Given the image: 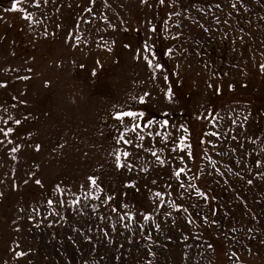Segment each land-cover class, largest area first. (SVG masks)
Instances as JSON below:
<instances>
[{
  "label": "rangeland",
  "instance_id": "374dc122",
  "mask_svg": "<svg viewBox=\"0 0 264 264\" xmlns=\"http://www.w3.org/2000/svg\"><path fill=\"white\" fill-rule=\"evenodd\" d=\"M15 2L0 0V264H264V0ZM185 136L192 159L171 151Z\"/></svg>",
  "mask_w": 264,
  "mask_h": 264
},
{
  "label": "snow or ice",
  "instance_id": "6c2138e0",
  "mask_svg": "<svg viewBox=\"0 0 264 264\" xmlns=\"http://www.w3.org/2000/svg\"><path fill=\"white\" fill-rule=\"evenodd\" d=\"M22 2V0H16L15 3H13L12 5V8L10 9L11 11H23V9H20L18 8V5ZM92 3H95V0H91ZM45 3H47V0H45ZM160 3L163 4L165 3V0H160ZM36 6L39 7V0H37L36 2ZM234 8L236 7V4H233L232 5ZM88 11H91V9H88ZM177 15H179V13H176ZM25 19H31V15H28L25 17ZM152 31H156L155 28L152 29ZM143 52L144 53H147V55H143V59L147 62V65L148 67L150 68H156V69H159L161 68V65L160 64H153V61L155 60V55L154 53H152V50H151V46L149 44H147V42L145 43L144 45V49H143ZM140 55V54H138ZM151 56V58H149ZM261 69L264 70V65H261ZM165 80H167V77H165ZM4 85H0V87H3ZM145 95H148L147 93ZM168 98L171 99L172 98V92L171 90L169 89L168 93ZM135 99V97L133 98ZM139 101L141 103L144 102V97L141 96L139 98ZM144 114L143 113H137V112H132V111H123V112H119L116 114L115 118L118 119V120H121L123 121L124 117H130L132 118L133 121H137L140 117H142ZM7 123V122H5ZM17 124L20 123L19 120L16 121ZM151 123V122H149ZM168 125V122L167 121H164L163 122V125L164 127H167ZM147 127V125H145ZM141 125L139 123H135L134 124V127L131 128V129H127V131H135L136 129L140 128ZM13 130L11 128H8L6 131L2 128H0V132L3 133V135L5 137H7ZM185 132H187V129H184ZM161 134L160 133H157V136H160ZM170 134L168 133H165L164 136L162 137V140L167 143L168 141V137H169ZM210 135L212 136H218L219 134L218 133H210ZM139 139L140 140H143L144 137L143 136H139ZM121 140L124 141V143H131V141L129 140H125L123 135L121 136ZM187 140V137H181L180 138V141L179 143H176L174 145V147L171 149L172 152H176V151H185V149H188L186 155L189 159H192V152H191V145L190 144H187L185 141ZM0 143H3V141H0ZM201 143H205V141H201ZM138 147H141V145H137ZM17 149L16 148H13L12 151L15 152ZM146 151H150L151 152V156L155 158V161L159 163L160 166H164L166 161L164 159L161 158V156L158 154V151L157 150H151V149H146ZM130 155L129 152L125 151L123 152V156L125 158H127L128 156ZM181 163H184V157L181 156L178 158ZM210 159V158H209ZM210 163L212 164L213 168H215L216 166V162L215 161H212L210 160ZM115 164H116V167L117 169H122V168H127L129 171H132L133 167L132 165H129L127 163H122L121 162V155L120 154H115ZM261 164V162L259 160L256 161V165L257 167H259ZM140 171H143V172H147L148 171V168L147 167H143L140 169ZM187 171L188 169L186 167H176L173 171V175L177 178V180L179 181L182 174L183 175H186L187 174ZM193 179H198V177H193ZM89 182H90V185L91 187L97 189V191H101V189L99 188V185L97 184V181L94 177H89ZM37 184H40L41 182L39 180L36 181ZM248 183H252L251 180L248 181ZM126 187H135L134 184H128V185H125ZM168 187H171L170 185ZM179 187L181 188H193V189H196V195L201 197L202 199H204L205 201H207L209 199V197L206 195L205 192L199 190L196 185L194 184H187L185 185V183L181 182L179 184ZM154 196L157 198V200L159 201V203L157 204L158 207H162L164 205V198H163V194L161 192H155L154 193ZM88 198H92V199H100V197L98 195H92L91 192H89L86 196H85V199H88ZM112 197H108L107 200H111ZM155 202V201H154ZM49 204H52V201H49L48 202ZM76 203H79V200L76 201ZM171 206L173 207V209L175 211H187L186 208H182V206L180 205H177L175 204V202H171ZM125 208H127V205L124 206ZM93 210H96V206H93ZM112 212H117L118 209L113 207L111 209ZM215 214V211H213V215ZM142 215V218L145 222H147L150 217L148 215H145V214H141ZM166 215H170V213H166ZM125 219H128V220H132L134 219V217H132L128 212H125L123 215H120L119 216V220L120 221H124ZM204 219H207V217H205ZM158 227V226H157ZM105 235H107V233H105ZM17 256H24L25 253L24 252H17L16 253Z\"/></svg>",
  "mask_w": 264,
  "mask_h": 264
}]
</instances>
